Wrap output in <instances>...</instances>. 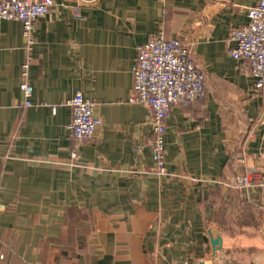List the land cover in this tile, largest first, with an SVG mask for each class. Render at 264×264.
Here are the masks:
<instances>
[{
    "label": "crops",
    "instance_id": "crops-1",
    "mask_svg": "<svg viewBox=\"0 0 264 264\" xmlns=\"http://www.w3.org/2000/svg\"><path fill=\"white\" fill-rule=\"evenodd\" d=\"M257 2L57 0L31 54L22 24L0 19V264H213L207 226L260 210V189L228 186L264 175V93L230 56ZM159 33L190 50L208 87L171 111L164 177L152 115L129 103L138 47ZM27 61L32 107L20 90ZM77 93L103 122L87 142L69 131Z\"/></svg>",
    "mask_w": 264,
    "mask_h": 264
},
{
    "label": "built area",
    "instance_id": "built-area-1",
    "mask_svg": "<svg viewBox=\"0 0 264 264\" xmlns=\"http://www.w3.org/2000/svg\"><path fill=\"white\" fill-rule=\"evenodd\" d=\"M56 5L57 0H0V19L22 24L25 48L31 54L35 44L33 32L36 22L48 15ZM247 12L249 23L231 33V41L235 46L230 56L248 63L254 79L253 92L259 95L264 93V0H258ZM76 17L81 19L80 15ZM132 75L129 103L144 106L152 115V160L156 175L164 177L168 175V118L174 106L186 107L207 96L206 76L195 65L190 50L179 40L167 39L163 33L138 47ZM20 90L25 97L26 107H32L34 87L30 80L28 61L22 67ZM69 106L72 110L69 131L73 139L90 141L103 126L102 120L95 114L96 103L77 93ZM71 160V166L75 167L79 160L78 151L72 153ZM228 186L243 191L260 189L258 207L264 212V175L254 178L253 173H247ZM6 210L7 207L0 203V213Z\"/></svg>",
    "mask_w": 264,
    "mask_h": 264
},
{
    "label": "water",
    "instance_id": "water-1",
    "mask_svg": "<svg viewBox=\"0 0 264 264\" xmlns=\"http://www.w3.org/2000/svg\"><path fill=\"white\" fill-rule=\"evenodd\" d=\"M258 214L260 217L240 211L229 217L224 229H219L217 224L207 226L213 264H264V221L260 220L264 212L260 209ZM253 218L260 222V227H244Z\"/></svg>",
    "mask_w": 264,
    "mask_h": 264
},
{
    "label": "rangeland",
    "instance_id": "rangeland-1",
    "mask_svg": "<svg viewBox=\"0 0 264 264\" xmlns=\"http://www.w3.org/2000/svg\"><path fill=\"white\" fill-rule=\"evenodd\" d=\"M257 215H259V214H257Z\"/></svg>",
    "mask_w": 264,
    "mask_h": 264
}]
</instances>
